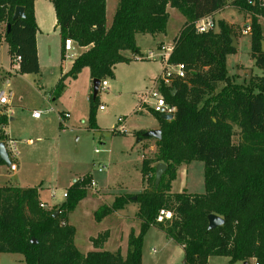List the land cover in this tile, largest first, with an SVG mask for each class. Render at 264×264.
<instances>
[{
	"label": "trees",
	"instance_id": "16d2710c",
	"mask_svg": "<svg viewBox=\"0 0 264 264\" xmlns=\"http://www.w3.org/2000/svg\"><path fill=\"white\" fill-rule=\"evenodd\" d=\"M228 1L119 0L108 24L107 0H52L61 49L68 38L87 48L57 82L55 99L63 92L65 80L85 67L93 80L114 76L115 66L129 61L124 51L138 53L137 34L165 33L169 6L186 16L170 57L171 63L185 64L186 76L160 86L176 112L172 119L155 113L162 138L156 140L155 154L143 159V180L148 185L135 200L131 194L120 195L111 206L101 205L94 213L95 220L101 221L130 201L139 204L140 230H131L126 255L121 249H103L108 230L92 238L95 249L87 253L75 244L76 229L68 223V215L87 196L88 175L85 182L72 183L58 208L41 206L38 186L0 187V254L20 253L27 264H142L144 236L149 227L156 226L183 247L184 264H208L210 257L218 255L228 256L230 264L249 259L264 264V75L245 84L228 74L227 57L237 50L228 24L220 22L218 30L205 33L195 28L199 19L224 9ZM232 4L253 14L251 55L264 72V34L258 10L247 0ZM19 5L24 6L26 16L13 19ZM2 24L11 65L18 64L22 74L39 73L35 0H0ZM16 57H20L17 63ZM95 113L92 105L91 129L98 128ZM8 120L7 114H0V125ZM193 160L204 163L205 192H172L178 167ZM161 162L167 168L156 184V167ZM162 208L170 210L172 218L157 222ZM210 214L221 216L224 224L209 231Z\"/></svg>",
	"mask_w": 264,
	"mask_h": 264
},
{
	"label": "rangeland",
	"instance_id": "374dc122",
	"mask_svg": "<svg viewBox=\"0 0 264 264\" xmlns=\"http://www.w3.org/2000/svg\"><path fill=\"white\" fill-rule=\"evenodd\" d=\"M232 1L229 0L224 9L214 14L215 30H218L220 22H225L232 28L239 46L227 57L228 74L239 83L249 84L256 76L264 75V72L256 65L251 55L252 35L242 32L250 17L235 7ZM118 3L119 0H107L108 24L113 19ZM170 8L165 33L157 36L138 34L137 45L142 52H124L129 61L118 63L114 68V76L105 78L109 84L108 89L100 87L96 102L93 97V79L88 67L83 68L76 77H68L61 95L51 99V104L47 101L61 70L68 69L81 52V48H77L62 62L61 37L56 27L54 11L44 8L40 14L45 26L39 39L44 43L46 52H42L40 72L36 74L23 76L16 71V64L10 66L8 44L4 38L5 24L0 25V73L7 69L12 71L9 84L0 81V90L13 91L10 105L1 107L8 106L10 112L18 119L16 126L20 131L27 129L28 137L35 141L32 146L27 144L28 138H23V143L18 142L20 157L21 153L27 155L24 169L20 167L17 176L2 177L1 183L38 186L40 196L44 200L60 205L66 201L67 196L64 193L72 183L82 178L85 182L86 175L90 178L85 185L87 195L92 199L100 198V206L109 201L113 203L120 195L134 196L143 192L144 187L148 185V182L143 180V159L155 154L157 139L143 137L139 140L141 136L138 134L156 129L160 122L152 110L145 108L142 111L138 108L145 93L155 86L156 79L162 72L161 58L149 59L147 56L151 50L155 54L161 53L157 43L163 42V46L172 44L186 21V16L180 10ZM260 23L264 34V18L260 19ZM149 103L152 104L153 101L149 100ZM92 105L96 106L95 117L100 125L97 130L89 128ZM101 105L104 109H100ZM51 107L55 111L63 110L65 114H69L68 121L65 119L63 122L66 132L60 131L54 112L44 115L40 120L33 118L34 108L45 110ZM120 117L125 118V133L114 132ZM41 125L45 126L47 132L43 141L38 140L34 134ZM30 132H33L31 136ZM239 139V129L236 128L234 140L237 142ZM96 149L99 151L96 152ZM0 166V172L12 175V172H6L9 168L6 163ZM100 168L103 170L99 171ZM204 176L202 161L193 160L181 164L173 182V190L183 191L187 188L192 192L203 193L206 189ZM93 179L96 182L95 188L91 186ZM138 210L139 204L130 201L124 207L123 213L136 215ZM71 219L76 229L75 242L82 253L90 249L92 235L98 233V236L107 230H102L103 224L96 223L95 217L92 220L83 206L72 211ZM135 220V224H139V218ZM110 233L107 247L114 250L122 244L121 227L113 224ZM0 264L27 263L20 253L4 252L0 254ZM142 264H184L183 247L159 227L151 226L144 236ZM208 264H230V258L222 255L212 256ZM234 264H245V261H237ZM247 264H255V259H249Z\"/></svg>",
	"mask_w": 264,
	"mask_h": 264
},
{
	"label": "crops",
	"instance_id": "0c3cea01",
	"mask_svg": "<svg viewBox=\"0 0 264 264\" xmlns=\"http://www.w3.org/2000/svg\"><path fill=\"white\" fill-rule=\"evenodd\" d=\"M44 8H46V9H50L54 14H55V9H54V6H53V3H52V1L51 0H35V16H36V21H37V25H38V27H39V29H38V32H37V51H38V57H39V63H41V56H42V52L43 53H45L46 52V48H45V45H44V43L42 42V41H40V39H39V36L40 35H42L43 34V32H44V26H45V21L40 17V14L42 13V10L44 9ZM170 10H171V8H170V6L168 7V11H169V13H170ZM241 10V9H240ZM243 11V10H242ZM248 11H244V13L246 14V15H248L249 16V14L247 13ZM55 17H56V14H55ZM259 19V22H260V19H261V17L260 18H258ZM56 22H57V19H56ZM185 23V22H184ZM182 28V27H181ZM181 30V29H180ZM140 34V33H139ZM160 34H162V33H160ZM138 35V34H137ZM137 35H136V37H137ZM144 35H150V36H157V35H159V34H156V35H152V34H144ZM1 40V39H0ZM237 40V39H236ZM137 41V40H136ZM8 44V43H7ZM164 43L163 42H160V43H157V45H158V48L161 46V45H163ZM239 46V45H238ZM238 48V47H237ZM80 49V48H79ZM87 48H81V52H83L84 50H86ZM151 51H153V50H151ZM80 52V53H81ZM125 52V51H124ZM139 52H142V51H140V46H139ZM8 53H9V45H8ZM63 50L61 49V60H62V62L64 61V58H62V55H63ZM126 56V55H125ZM9 58H10V62H9V64H10V66H13V65H11V57H10V54H9ZM74 62V61H73ZM73 64V63H72ZM72 67V65L67 69V68H65V69H62L61 70V72H60V74H59V76H58V80H57V82L59 81V79L64 75V74H66L69 70H70V68ZM18 70H19V65L18 64H16V71L18 72ZM83 70V69H82ZM18 74H20V75H23V76H25V75H31V74H36V73H24V74H22V73H19L18 72ZM11 75H12V71H10L9 69H7L6 71L4 70L3 72H1L0 73V81L1 82H3V81H6L7 82V84H9V82H10V77H11ZM57 82L55 83V85H54V87H53V90H54V88H55V86H56V84H57ZM100 88V87H99ZM52 90V91H53ZM1 91H3V90H1ZM12 91V90H11ZM12 93H13V91H12ZM13 95V94H12ZM13 97V96H12ZM12 97L10 98V101H11V99H12ZM48 98V102H49V104H51L50 103V101H51V99H55L54 98V94H53V92H52V94H51V97H47ZM10 101H9V103L7 104L8 106L10 105ZM8 106L6 107V108H2L1 106H0V113L1 112H3V110L4 111H6L7 113H5V114H7V116H8V118H9V120H8V122L6 123V124H3V125H0V133L3 135V140H1V141H3L4 142V140H6V139H9V138H13L15 141H16V145H18V142H20V143H23L22 141H23V138H28V139H26V142H27V144L29 145V146H32L33 144H34V139L32 138V137H28V132H27V129H23L22 131H20V129H19V127H17L16 125L18 124V119H17V117L15 116L14 117V115L12 114V112H10V109H8ZM51 106V105H50ZM52 108V107H51ZM48 109H50V108H48ZM48 109H45V110H43L44 112L41 114V116L40 117H34L33 116V111H32V116H33V118L35 119V120H40L44 115H51L53 112H54V114H56V121H57V123L59 124V129H60V131H62V132H66V130L64 129V124H63V122L61 121V119H60V116L64 113V111L63 110H61V111H55L53 108V110L52 111H47ZM33 110H40V109H37V108H34ZM143 111V110H142ZM9 112H10V115H9ZM62 113L61 115H60V113ZM1 114H3V113H1ZM70 118V117H69ZM67 120L68 119V117L67 118H64V120ZM68 121V120H67ZM97 125H98V128L97 129H100V125L97 123ZM44 125H41V128H37L36 130H35V132H34V134H36V138L38 139V140H41V141H43L44 140V138H45V136H46V133L47 132H45V129H44ZM160 127V125L158 126V127H156V128H159ZM97 129H94V130H97ZM4 131H6L7 132V135H4ZM125 133V132H124ZM31 134H33V132H30L29 133V135L31 136ZM61 134V133H60ZM97 152V151H96ZM19 157H20V152H19ZM17 158L16 160H14L15 162H16V170H11L10 169V167H9V165H8V167L9 168H7V171L6 172H9L10 171V173L12 172V175H10V174H7V173H4V172H0V180H1V178L2 177H5L6 178V176H17L18 174H19V172H20V167L21 168H23L24 169V166H25V158L27 159V155H23L22 153H21V157L20 158ZM3 163H5V162H0V165H3ZM1 167V166H0ZM89 175H91V174H89ZM91 177H92V175H91ZM76 181V180H75ZM74 181V182H75ZM145 182V181H144ZM174 182V181H173ZM173 182H172V186H173ZM7 185H13V184H9V183H1L0 182V187H3V186H7ZM14 186H19V185H14ZM20 187H30V186H20ZM145 188V187H144ZM39 190H40V187H39ZM172 192H181V191H174L173 190V187H172ZM184 190H187V188H184ZM183 190V191H184ZM188 192H192V191H189V190H187ZM39 193H40V191H39ZM196 193V192H195ZM90 196L89 195H87L84 199H82L79 203H78V205H77V207H80V206H83V208L84 209H87L88 210V215H89V217H91L92 218V220H94L93 218H94V216H93V213L100 207V205H98L99 204V202L101 201V199L100 198H98V197H95L94 199H92V198H89ZM40 199H41V201L42 202H44L46 205H47V208H55V207H59L60 206V204L59 203H50L49 202V200H44L41 196H40ZM65 202V201H64ZM112 203L109 201V202H107V204L106 205H111ZM102 205V204H101ZM126 206V205H125ZM124 206V207H125ZM76 207V208H77ZM93 207V208H92ZM124 207L122 208V209H119V210H116L114 213H111V214H109L108 216H106L103 220H101V221H96V220H94L96 223H101V224H103V228H102V230L103 229H107L108 230V232H109V237H108V239L104 242V244H103V249H105V250H109L108 249V247H107V243L109 242L108 240H109V238H110V232H111V229H112V225L114 224V226L115 225H119L120 227H121V239H122V244H120L116 249H114V250H110V251H115V250H117V249H121V251H122V254L123 255H126L127 254V251H128V238H129V234H130V232H131V230H134L136 233H138L139 232V230H140V224H141V222H139V224H135V222H136V220H135V218H137V213H136V215H130V214H124L123 213V209H124ZM75 208V209H76ZM74 209V210H75ZM92 209H93V211H92ZM71 217H72V212H70L69 213V215H68V223H70V224H72L74 227H75V225L73 224V222H72V219H71ZM138 219V218H137ZM101 231V230H100ZM76 234V233H75ZM98 234V233H97ZM97 234L96 235H92L91 237H90V239L92 240V238H95L96 236H97ZM94 236V237H93ZM76 241V240H75ZM75 244H76V242H75ZM76 246H77V244H76ZM78 248V247H77ZM95 249V247H94V245H93V242H92V245L90 246V249H88L86 252H83V253H87L88 251H90V250H94ZM184 250V249H183ZM249 261H245V264H247Z\"/></svg>",
	"mask_w": 264,
	"mask_h": 264
},
{
	"label": "built area",
	"instance_id": "2783aa9c",
	"mask_svg": "<svg viewBox=\"0 0 264 264\" xmlns=\"http://www.w3.org/2000/svg\"><path fill=\"white\" fill-rule=\"evenodd\" d=\"M247 2L249 5H251L252 7L258 10V13H256L258 18L260 17L264 18V0H247ZM247 13L249 14V17H250L249 22L245 25L242 32L245 34H249V33L251 34L252 32L251 20H252L253 14L252 12H249V11ZM213 16L214 15H209V16L199 19L195 23V28L197 32L205 33L212 29H215L216 22ZM77 48H81V47L78 46V44L73 39L71 38L66 39L64 43V48H63L64 59L69 58L70 57L69 54L72 52H75ZM159 49L162 50L160 54H155L154 51H150L147 58L154 59V58L160 57L161 62H162V72L160 76L156 79L155 86L151 90L145 93V96L138 109L144 110L145 108L146 109L148 108L157 114H161V115L173 114L174 115L176 112V106L174 104L169 103L166 100L164 94L160 90V86L162 84L169 85L171 80L175 78H184L186 76V66L184 63H171L170 62V57L174 49V42L166 46L161 45ZM19 60H20V57H16L15 59L16 63ZM108 86L109 84L106 79L101 81L100 87L106 90L108 89ZM12 94L13 93L11 90L8 92H5L4 90L3 91L0 90V106L7 105L10 101V98L12 97ZM149 100H152L153 103L150 104ZM144 106H147V107H144ZM100 109H104V106L101 105ZM52 110L53 109L50 108L47 111H52ZM43 112H44L43 110H33V116L40 117ZM2 113L5 114L7 112L3 110ZM65 117H69V114L63 113L60 116V119L62 122H64ZM124 122H125V118L120 117L118 119V125L114 129V132H121V133L125 132ZM4 135H7L6 131H4ZM4 143H5V147L8 152L9 159H10L9 167L11 170L14 171L17 168L16 162L14 160H16L19 157V150L17 149L16 141L13 138H9V139L4 140ZM96 151H99V149H96ZM102 170L103 169L101 168L99 169V171H102ZM83 179L84 178H82L81 180ZM91 186L93 188H95L96 186V182L94 181V179L91 181ZM64 195L67 196V192H65ZM41 206L47 208V205L44 202H41ZM171 218H172V212L168 209L162 208L157 215V222H164L166 220H170Z\"/></svg>",
	"mask_w": 264,
	"mask_h": 264
},
{
	"label": "water",
	"instance_id": "95a60500",
	"mask_svg": "<svg viewBox=\"0 0 264 264\" xmlns=\"http://www.w3.org/2000/svg\"><path fill=\"white\" fill-rule=\"evenodd\" d=\"M25 16L26 15H25L24 6H21V5L17 6L15 8V11H14L13 19L24 18ZM9 29H10V24H8V30ZM232 46L235 48L238 47V42H237L235 37H233ZM262 46H263V50H264V40L262 41ZM100 83H101V80H99V79L93 80V84H94L93 95H94V97L98 93ZM173 117H174L173 114H163L162 115V118H164V119H172ZM143 137H150V138L154 137L156 139H161L162 138V130L160 128H156V129L146 131L142 134L141 137H139V140H141ZM0 162H5L8 165L10 164L9 155H8L7 150H6L5 143L3 141H0ZM166 168H167V165L163 162L157 164V167H156V184L160 183ZM136 198L137 197L134 195L133 199L135 200ZM56 214H57V212L55 213V215ZM208 221H209V224H208V230L209 231L224 224V219L217 214H210L208 217Z\"/></svg>",
	"mask_w": 264,
	"mask_h": 264
}]
</instances>
